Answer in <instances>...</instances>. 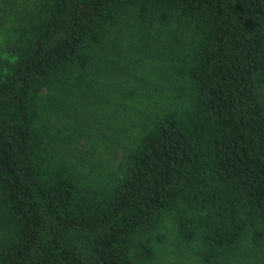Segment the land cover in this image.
I'll return each instance as SVG.
<instances>
[{
	"label": "trees",
	"instance_id": "trees-1",
	"mask_svg": "<svg viewBox=\"0 0 264 264\" xmlns=\"http://www.w3.org/2000/svg\"><path fill=\"white\" fill-rule=\"evenodd\" d=\"M0 30V264H264V0H0Z\"/></svg>",
	"mask_w": 264,
	"mask_h": 264
},
{
	"label": "rangeland",
	"instance_id": "rangeland-1",
	"mask_svg": "<svg viewBox=\"0 0 264 264\" xmlns=\"http://www.w3.org/2000/svg\"><path fill=\"white\" fill-rule=\"evenodd\" d=\"M5 31L0 30V56L2 58H8L10 59L11 56L9 54V52L7 51L6 47H5ZM13 59V58H12Z\"/></svg>",
	"mask_w": 264,
	"mask_h": 264
}]
</instances>
